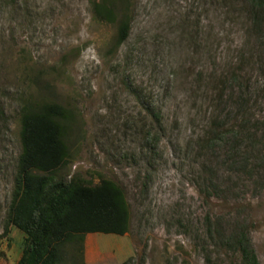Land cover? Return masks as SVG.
I'll return each instance as SVG.
<instances>
[{
	"label": "rangeland",
	"instance_id": "1",
	"mask_svg": "<svg viewBox=\"0 0 264 264\" xmlns=\"http://www.w3.org/2000/svg\"><path fill=\"white\" fill-rule=\"evenodd\" d=\"M116 1V0H115ZM0 0V264L26 235L10 224L23 118L65 110L68 184L120 187L124 236L88 234L66 264H264V11L252 0ZM107 7V6H106ZM120 9V10H119Z\"/></svg>",
	"mask_w": 264,
	"mask_h": 264
},
{
	"label": "trees",
	"instance_id": "2",
	"mask_svg": "<svg viewBox=\"0 0 264 264\" xmlns=\"http://www.w3.org/2000/svg\"><path fill=\"white\" fill-rule=\"evenodd\" d=\"M252 4L264 11V0H252ZM94 5L104 17L122 8L124 16L115 41V47H121L132 30L131 1L99 0ZM64 119L65 110L57 104L30 108L23 118L17 188L9 215L10 224L26 235L17 264H66L67 246L77 237L124 236L130 229L129 205L123 190L114 183L88 186L50 178L66 164ZM230 244L242 264H259L246 233L236 235ZM69 264L79 262L73 257Z\"/></svg>",
	"mask_w": 264,
	"mask_h": 264
}]
</instances>
